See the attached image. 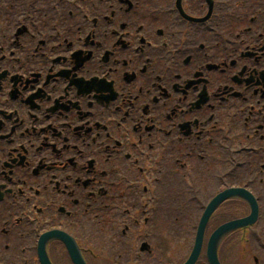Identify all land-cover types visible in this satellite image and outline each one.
I'll return each instance as SVG.
<instances>
[{
  "label": "flooded vegetation",
  "instance_id": "1",
  "mask_svg": "<svg viewBox=\"0 0 264 264\" xmlns=\"http://www.w3.org/2000/svg\"><path fill=\"white\" fill-rule=\"evenodd\" d=\"M234 162L258 198L264 0H0V264H38L50 230L87 264H179L161 195ZM259 207L245 258L264 264Z\"/></svg>",
  "mask_w": 264,
  "mask_h": 264
},
{
  "label": "water",
  "instance_id": "2",
  "mask_svg": "<svg viewBox=\"0 0 264 264\" xmlns=\"http://www.w3.org/2000/svg\"><path fill=\"white\" fill-rule=\"evenodd\" d=\"M230 198H241L245 200L251 208V214L246 219L230 222V223H227L219 227L211 235L209 242H208L207 251H206L208 264H219L218 257H217V251H218L220 242L224 239L225 236H227L232 231L245 228L249 225H252L255 222V220L257 219V213H258L257 205L250 194L242 190H233V189L223 192L221 195L217 196L209 204V206H207L206 211L203 214L199 227H198L193 252L186 264L195 263L199 255V252H200L205 226L210 216L212 215L214 210H216V208L221 202L227 199H230ZM52 240H59L65 245L70 255V258L74 264H84L74 242L70 238H68L65 234L59 233V232H51L49 234L43 235L40 238L39 245H38V256H39L41 264H50L47 259L46 253H45V247L47 243Z\"/></svg>",
  "mask_w": 264,
  "mask_h": 264
},
{
  "label": "rangeland",
  "instance_id": "3",
  "mask_svg": "<svg viewBox=\"0 0 264 264\" xmlns=\"http://www.w3.org/2000/svg\"><path fill=\"white\" fill-rule=\"evenodd\" d=\"M235 164H230L228 165L227 167V171H230L231 174L230 176L227 178V181L229 178H234L236 179V177H239V171H236L235 169ZM198 183L195 184V186L197 185ZM173 187H175V185H173ZM184 193H181V194H172L173 195V198L176 200V201H180V203L178 204L176 210H177V213L178 215L180 216V220H181V224L184 225V221L186 220H189V224L190 226L193 225V222L195 220L194 216L192 215V213L187 210L186 212L183 211V208L182 206H188V203H187V200L190 198L191 194V187L186 185L183 189ZM209 194V193H208ZM198 200L201 202V203H205L209 197H211V195H198ZM199 207L198 206V210H199ZM197 208V207H196ZM191 216V218H188L187 216ZM197 215L199 216V214L197 213L195 217H197ZM185 216V217H183ZM183 217V218H181ZM197 221V219L195 220ZM189 228V227H188ZM187 230V228H185ZM187 234V231H184L181 233L182 236H186ZM177 242H178V251L176 250L177 252V256H179V259L184 256L186 254V252L189 250L188 247L190 246V242H191V239H192V235H191V232L190 234L188 233V236H186V238L184 239H180V238H177ZM232 258V255L230 256ZM244 257L243 255L239 254L236 258H232V263L231 264H250L251 262L247 261V259L245 260H242Z\"/></svg>",
  "mask_w": 264,
  "mask_h": 264
}]
</instances>
